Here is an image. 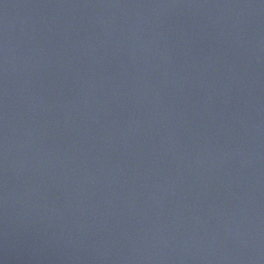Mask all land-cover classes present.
I'll list each match as a JSON object with an SVG mask.
<instances>
[{"label":"water","instance_id":"obj_1","mask_svg":"<svg viewBox=\"0 0 264 264\" xmlns=\"http://www.w3.org/2000/svg\"><path fill=\"white\" fill-rule=\"evenodd\" d=\"M0 264H264V0H0Z\"/></svg>","mask_w":264,"mask_h":264}]
</instances>
